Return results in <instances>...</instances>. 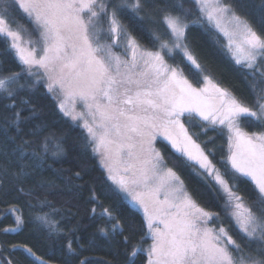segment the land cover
Masks as SVG:
<instances>
[{
    "label": "snow or ice",
    "instance_id": "snow-or-ice-1",
    "mask_svg": "<svg viewBox=\"0 0 264 264\" xmlns=\"http://www.w3.org/2000/svg\"><path fill=\"white\" fill-rule=\"evenodd\" d=\"M192 3L199 15L191 23L206 21L222 33L235 63L249 70L254 105L204 73L187 42L192 13L183 0H0V40L21 68L0 74V99L10 101L3 111L11 113L0 117V126L5 132L14 127L17 133L8 137L10 150L0 145V191L10 185L28 198V216L13 205L15 226L4 228L5 233L27 224L49 235L63 232L52 212L44 211L51 208L50 201L36 191L46 184L24 186L50 151L53 156L64 152L62 143L50 146L48 137L40 139V126L28 134L36 139L20 135L29 119L21 105L29 102L17 103L19 91L43 82L63 116L83 129L86 147L101 157L108 179L143 210V232L136 242L109 209L100 214L108 223L98 227L99 235L106 240L121 237L124 264H136L141 252H146V264H264V87H259L264 85V35L237 15L228 0ZM14 12L29 22L31 33L15 22ZM122 17L147 21L152 47L143 45ZM225 21L232 31L224 27ZM181 64L195 68V82ZM188 125L226 139L219 166L212 159L215 149L206 150L215 137L202 147ZM246 126L261 130L248 131ZM158 140L167 142L223 198V217L201 207L185 189L177 172L167 167ZM75 175L79 178L80 173ZM249 182L251 203L238 190ZM72 231L64 234L63 264H91L83 256V245L73 247ZM148 239L151 243L142 248ZM18 247L33 264H50L31 247L12 245ZM0 264L14 261L0 256Z\"/></svg>",
    "mask_w": 264,
    "mask_h": 264
},
{
    "label": "trees",
    "instance_id": "trees-1",
    "mask_svg": "<svg viewBox=\"0 0 264 264\" xmlns=\"http://www.w3.org/2000/svg\"><path fill=\"white\" fill-rule=\"evenodd\" d=\"M183 2L185 8L191 9V23V20H196L199 15L198 9L192 0H183ZM228 2L233 5L237 15L246 19L259 34L264 35V0H228ZM12 17L17 24L23 25L28 29V33H31L32 27L21 13L14 12ZM121 19L143 45L152 47L149 34L151 26L147 21L137 23L129 17ZM187 42L205 74L227 87L249 106L256 103V94L251 88L253 79L247 75L249 70L235 63L219 31L209 26L206 21L191 23ZM5 48L6 45L0 40V74L19 72L21 68L14 54L6 52ZM176 62H180L179 58ZM181 67L184 68L185 75L195 82L197 79L194 75L195 68L191 65L185 67L184 64H181ZM32 79L34 78H25L28 81ZM25 80H21V83H25ZM16 99L18 104L21 99L29 102L27 105H21L23 116L29 117L21 126L20 135L23 138L36 139L28 134L40 126L42 128L40 139L48 137L50 146H54L57 142L63 145L62 155L53 156L50 151L40 169L35 172H32L31 168L27 169L32 174L24 185L25 188H30L41 182L46 184L44 188H36V191L39 196H46L50 201L51 208H45L44 211L52 212L53 218L59 221L63 232L49 235L47 230H39L27 224L18 232L5 233L4 228L15 226L14 216L10 211L13 205L20 208L26 217L28 216V209L25 206L28 198L10 190L9 185L0 191V250H2L0 256L11 258L14 264H33V258L22 248H12V245H27L37 255L49 260L50 264H63L66 242L64 234L72 229L69 238L74 241L73 247L83 245L85 249L83 256L88 257L91 264H124L125 257L118 243L121 237L116 236L115 239L106 240L99 235L98 227L108 223L106 219L100 218V214L105 208L109 209L112 215L125 225L124 234L131 236L133 242L140 240L144 216L126 201L122 193L108 179L97 154L93 153L91 147H86V134L83 129L63 116L57 101L47 92L43 82L35 87L29 86L20 90ZM7 103L10 101L0 99V117L11 115L10 112L3 111V106ZM0 125H2V119H0ZM188 127L202 147H205L204 142L208 141L209 137H215L214 143H209L206 150L207 148L215 149V156L212 159L219 166L221 156L224 154L221 149L226 148V139L211 130L205 135L198 132L197 126L188 125ZM246 130L260 131L261 129L246 126ZM16 135L14 127H9L5 132L0 126V145L7 144L10 150L13 145L8 142V137ZM156 146L161 151L167 167L177 172L184 181L185 189L197 203L201 207L221 213L223 217V198L211 192L196 175L193 167L188 166L184 159L179 157L170 145H167V142L158 140ZM77 172L80 173L79 178L75 175ZM251 187L250 182L238 186L239 192L249 203L254 199ZM93 208L96 209L95 216L92 214ZM225 226H229L227 220H225ZM150 243L151 240L148 239L146 243H142L141 247L146 249ZM146 259V252H141L135 261L136 264H146Z\"/></svg>",
    "mask_w": 264,
    "mask_h": 264
},
{
    "label": "rangeland",
    "instance_id": "rangeland-1",
    "mask_svg": "<svg viewBox=\"0 0 264 264\" xmlns=\"http://www.w3.org/2000/svg\"><path fill=\"white\" fill-rule=\"evenodd\" d=\"M224 27L227 29V30H229V31H232V25L231 24H228L226 21L224 22ZM222 34V33H221ZM24 35H28V33H25ZM222 36L224 37V39H225V43H226V46H227V43H228V41H227V39H226V37L222 34ZM32 38L33 39H35V35H33L32 36ZM235 39H236V41H237V43L239 42V40H240V38H239V36H236L235 37ZM233 48H235V45H233ZM227 49H228V47H227ZM229 50V49H228ZM230 52V55L233 57V52H231V51H229ZM58 103V102H57ZM198 127V126H197ZM198 132H200V128L198 127ZM201 133V132H200ZM158 142V141H157ZM157 147V146H156ZM97 156H98V158H99V162H100V164H101V157L97 154ZM101 166H102V168L104 169V171H105V173H106V175L108 176V174H107V171H106V169L103 167V165L101 164ZM111 181V180H110ZM112 182V181H111ZM116 186V185H115ZM122 195L124 196V198L126 199V201L132 206V207H134L135 209H137L143 216H144V214H143V210L142 209H140L138 206H134L132 203H131V200H130V197H127L124 193H122Z\"/></svg>",
    "mask_w": 264,
    "mask_h": 264
}]
</instances>
